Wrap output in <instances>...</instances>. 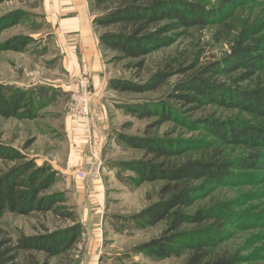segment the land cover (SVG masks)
Instances as JSON below:
<instances>
[{
    "label": "rangeland",
    "instance_id": "374dc122",
    "mask_svg": "<svg viewBox=\"0 0 264 264\" xmlns=\"http://www.w3.org/2000/svg\"><path fill=\"white\" fill-rule=\"evenodd\" d=\"M203 1L219 9L223 6L221 17L204 26L177 30L175 41L148 54L141 67L135 66L139 60H119L115 58V51L107 50L104 54L107 84L101 104L95 105L97 85L88 75H82L81 69H77L74 76L67 64L72 56L73 32L63 27V18L67 15L56 11V1L0 3V17L15 10L22 12V19L1 33L0 42L18 35L31 39L23 51H0V84L27 90L35 113V117L24 119L0 116V141L20 150L36 165L48 164L57 172L48 193H62L64 202L59 204L62 206L59 211L73 213L75 223L79 220L83 226L81 239L66 252L52 257L36 251L21 253L20 264H31V260L39 264H186L187 247H181L178 254L161 257L144 246L161 236L168 226L167 221L146 225L137 217L143 209L160 200L159 189L164 182H136V173L126 169L122 162L141 159L144 152L126 144L121 134L143 135L148 129L153 135L181 140L189 150L180 160L205 156L215 147L224 150L228 159L247 153L243 146H223L198 120L212 115L222 120L235 117L250 120L249 114L214 104L191 109V104L185 105L173 93L201 67L220 63L232 52L237 35L248 24L264 18V0H237L226 6L219 0ZM90 8L94 21L103 11L92 9L91 5ZM94 27L98 35L110 29L95 24ZM242 72L238 69L221 74L218 79L232 87H253L264 79L263 70L251 79L236 82ZM158 73L165 76L166 81L157 90L118 92L109 87L112 79L149 83ZM80 93H86L89 99L87 120L72 111L76 104L74 98ZM135 104L165 108L170 110L171 118L160 126L150 127L157 117L141 118L131 114L127 107ZM98 110L104 112L105 117L101 119H106L107 126L102 146L97 131ZM193 124L196 126H190ZM85 133L86 146L81 155L91 162L75 164L74 154L80 151L76 144ZM16 163L0 162V173ZM233 172L238 179L197 197L186 211L192 214L201 208L230 207L225 212L228 221L223 225L225 233L219 235L213 254L227 252L239 255L241 264H264V184L253 179V175L262 171ZM204 224L186 223L181 229L193 232ZM72 225V219L54 211L29 215L6 211L0 216L2 234L13 240L22 234L37 235Z\"/></svg>",
    "mask_w": 264,
    "mask_h": 264
},
{
    "label": "trees",
    "instance_id": "16d2710c",
    "mask_svg": "<svg viewBox=\"0 0 264 264\" xmlns=\"http://www.w3.org/2000/svg\"><path fill=\"white\" fill-rule=\"evenodd\" d=\"M8 0H0L1 2ZM224 6L237 0H219ZM92 9L103 11L94 18L98 27L110 28L100 34V44L115 51L116 59L139 60L155 50L171 45L181 28L204 26L221 17L223 7H212L203 0H89ZM22 12L11 11L0 17L1 33L18 23ZM231 46L232 52L219 62L201 67L187 81L180 83L173 96L193 108L214 104L247 113L251 119L240 117L219 119L215 115L198 120L223 146H243V156L228 159L224 150L215 147L199 158L180 160L189 147L181 140L153 135L147 129L143 135L121 134L130 147L142 150L141 159L123 161L122 165L136 173V182L163 181L159 189L160 200L143 209L137 217L146 225L167 221V229L157 238L145 243L156 256L178 254L187 247L186 264H241L240 256L223 252L213 254L219 235L225 233L227 205L201 208L188 213L197 197L230 184L238 178L233 170L262 171L253 175L264 184V79L253 87H235L220 81L218 76L243 70L236 80L253 78L264 70V18L247 25ZM28 36H14L0 42V51H23L29 45ZM250 42V43H248ZM166 77L158 73L151 82L139 84L126 79H112L109 87L118 92H147L157 90ZM237 84V83H236ZM34 105L27 90L0 84V116L5 118H33ZM127 111L141 118L157 117L151 126H160L171 118L170 110L147 105H130ZM253 120V121H251ZM258 121V122H256ZM195 127L196 124L190 125ZM17 163L0 173V216L6 211L29 215L33 212L54 211L74 221V225L37 235H20L16 240L5 237L0 230V264H20L21 253L43 252L47 257L60 255L81 239L82 223L73 213L59 211L64 202L62 193H48L56 181L57 172L48 164L38 166L20 150L0 141V162ZM242 175V174H240ZM252 179L251 177H249ZM256 182V181H253ZM221 211V212H219ZM186 223L202 228L182 231ZM211 223V224H209ZM176 244H181L176 247ZM28 258V256H27ZM31 264L35 263L31 260Z\"/></svg>",
    "mask_w": 264,
    "mask_h": 264
},
{
    "label": "crops",
    "instance_id": "0c3cea01",
    "mask_svg": "<svg viewBox=\"0 0 264 264\" xmlns=\"http://www.w3.org/2000/svg\"><path fill=\"white\" fill-rule=\"evenodd\" d=\"M56 6H58V13H65L67 16L63 18L65 30L73 32L71 49V60H68L67 64L71 67L73 75L76 76L77 69L82 72V75H88L95 85H97V91L93 100V105L96 103L101 104L103 91L107 84V62L104 58L105 52L108 50L100 44V35L96 33V29L91 17V8L88 0H55ZM73 14V16L68 15ZM63 24V23H62ZM74 70V71H73ZM99 105V109H100ZM95 111H97L95 109ZM99 123L97 124V131L100 133V143L102 146L104 138H106V119L104 118V112L98 110ZM81 130V127H79ZM97 132V133H98ZM99 135V134H98ZM87 135H80L76 147L80 150L77 155L75 164L85 165L90 163L87 159L82 158L83 148L86 146ZM74 164V165H75ZM93 164V163H92ZM89 185V183H88Z\"/></svg>",
    "mask_w": 264,
    "mask_h": 264
},
{
    "label": "built area",
    "instance_id": "2783aa9c",
    "mask_svg": "<svg viewBox=\"0 0 264 264\" xmlns=\"http://www.w3.org/2000/svg\"><path fill=\"white\" fill-rule=\"evenodd\" d=\"M76 104L72 107V111L75 116L82 118L83 120H87L90 115L89 109V99L87 94H78L74 98Z\"/></svg>",
    "mask_w": 264,
    "mask_h": 264
}]
</instances>
